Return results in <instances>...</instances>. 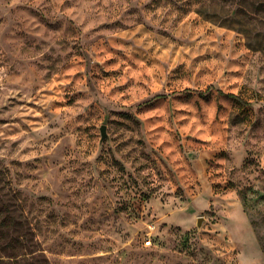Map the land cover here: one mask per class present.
<instances>
[{"label": "rangeland", "instance_id": "rangeland-1", "mask_svg": "<svg viewBox=\"0 0 264 264\" xmlns=\"http://www.w3.org/2000/svg\"><path fill=\"white\" fill-rule=\"evenodd\" d=\"M0 264H264V0H0Z\"/></svg>", "mask_w": 264, "mask_h": 264}, {"label": "crops", "instance_id": "crops-1", "mask_svg": "<svg viewBox=\"0 0 264 264\" xmlns=\"http://www.w3.org/2000/svg\"><path fill=\"white\" fill-rule=\"evenodd\" d=\"M196 166H199V185H201V187L200 189H197L195 193L190 195V200L185 206L181 207L182 211L180 212L178 218V221L187 226H189L193 221L194 215H201V212L206 211L213 201L226 204L231 203L230 199H227L228 194H222L219 196L213 194L211 184L207 179L204 158H200L199 161L196 163ZM220 171H223L221 165L219 166V172ZM184 215L186 216V219ZM187 216L190 218H187Z\"/></svg>", "mask_w": 264, "mask_h": 264}, {"label": "built area", "instance_id": "built-area-1", "mask_svg": "<svg viewBox=\"0 0 264 264\" xmlns=\"http://www.w3.org/2000/svg\"><path fill=\"white\" fill-rule=\"evenodd\" d=\"M151 228L154 226H150ZM152 243L151 240V233L147 234L146 238H145V244L150 245Z\"/></svg>", "mask_w": 264, "mask_h": 264}, {"label": "water", "instance_id": "water-1", "mask_svg": "<svg viewBox=\"0 0 264 264\" xmlns=\"http://www.w3.org/2000/svg\"><path fill=\"white\" fill-rule=\"evenodd\" d=\"M101 131H102V137L105 138L106 137V133H105V125H103L101 127Z\"/></svg>", "mask_w": 264, "mask_h": 264}, {"label": "bare ground", "instance_id": "bare-ground-1", "mask_svg": "<svg viewBox=\"0 0 264 264\" xmlns=\"http://www.w3.org/2000/svg\"><path fill=\"white\" fill-rule=\"evenodd\" d=\"M184 216H185V215H184ZM188 216H189V215H188ZM188 216H187V218H190V217H188ZM185 219H186V216H185Z\"/></svg>", "mask_w": 264, "mask_h": 264}]
</instances>
